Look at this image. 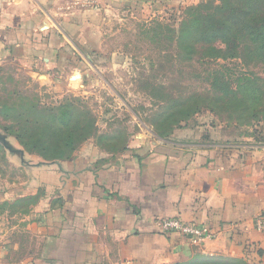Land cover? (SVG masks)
Here are the masks:
<instances>
[{
	"label": "crops",
	"instance_id": "1",
	"mask_svg": "<svg viewBox=\"0 0 264 264\" xmlns=\"http://www.w3.org/2000/svg\"><path fill=\"white\" fill-rule=\"evenodd\" d=\"M197 1L0 0V68L68 88L105 49L115 18ZM197 128L115 155L86 144L35 163L4 136L0 264H264V142L236 125ZM173 217L214 235L162 232L158 220Z\"/></svg>",
	"mask_w": 264,
	"mask_h": 264
},
{
	"label": "rangeland",
	"instance_id": "2",
	"mask_svg": "<svg viewBox=\"0 0 264 264\" xmlns=\"http://www.w3.org/2000/svg\"><path fill=\"white\" fill-rule=\"evenodd\" d=\"M209 1L189 2L154 18H115L105 29V49L94 56L84 79L68 88L41 86L16 66L4 65L0 135L31 154L33 163L72 156L86 144L115 155L132 149L138 138H168L173 129L200 124L236 125L264 142V117L249 127L224 102L226 85L251 80L249 71L264 78L261 64L230 56L221 43L215 57L201 44L190 54L177 42L191 8Z\"/></svg>",
	"mask_w": 264,
	"mask_h": 264
},
{
	"label": "trees",
	"instance_id": "3",
	"mask_svg": "<svg viewBox=\"0 0 264 264\" xmlns=\"http://www.w3.org/2000/svg\"><path fill=\"white\" fill-rule=\"evenodd\" d=\"M191 10V18L183 22L177 38L187 53H194L196 45L201 44L206 54L218 57L214 54L220 51L217 44L221 43L230 56L240 55L247 62L261 64L264 71V0H211ZM248 74L251 80H236L234 88L226 85L224 102L233 106L231 112L245 118L250 127L251 121L259 122L264 117V78L250 71ZM212 85L217 83L213 81ZM256 251L262 252L260 248ZM224 264L246 263L239 260Z\"/></svg>",
	"mask_w": 264,
	"mask_h": 264
},
{
	"label": "built area",
	"instance_id": "4",
	"mask_svg": "<svg viewBox=\"0 0 264 264\" xmlns=\"http://www.w3.org/2000/svg\"><path fill=\"white\" fill-rule=\"evenodd\" d=\"M157 224L162 232H177L199 240H203L206 237H211L214 235V233H211L210 230L205 226L184 222L175 217L159 219Z\"/></svg>",
	"mask_w": 264,
	"mask_h": 264
},
{
	"label": "water",
	"instance_id": "5",
	"mask_svg": "<svg viewBox=\"0 0 264 264\" xmlns=\"http://www.w3.org/2000/svg\"><path fill=\"white\" fill-rule=\"evenodd\" d=\"M0 140L7 145V142L5 140V137L3 135H0ZM8 146V145H7ZM9 147V146H8Z\"/></svg>",
	"mask_w": 264,
	"mask_h": 264
}]
</instances>
